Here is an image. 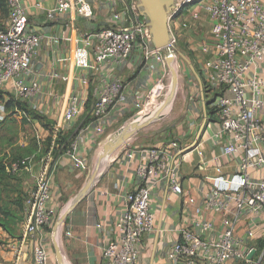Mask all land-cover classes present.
<instances>
[{
  "label": "built area",
  "instance_id": "1",
  "mask_svg": "<svg viewBox=\"0 0 264 264\" xmlns=\"http://www.w3.org/2000/svg\"><path fill=\"white\" fill-rule=\"evenodd\" d=\"M125 1L121 0L120 10L111 11L105 27L87 36L75 49L74 66L87 68L90 52L94 49L97 68L102 69L110 62L123 64L136 46L143 51L144 62L154 59L165 64V52L177 51L171 22H175L177 30L180 26L186 27L189 21L199 20L201 14L207 16L209 38L199 45V52L204 55L199 67L200 90L212 97L206 104L213 115L210 122L217 123L211 138L220 145L222 156L231 158L239 154V157L229 176L222 173L221 165H215L216 176L206 195L207 216H196L188 228L180 230L179 239L169 249L167 259L171 264L247 261V257L256 252L258 234L264 231V117L259 114L264 108V0H175L168 17L173 38L163 49L154 51H149L147 46L146 18L140 15L134 0L129 4ZM93 3L94 0H55L46 17L55 20L73 11L91 19ZM7 5V21L0 28V90L10 85L14 98L26 104L40 93V85L33 77V61L38 55L42 35L28 26L22 0H7ZM184 14L187 19L176 23ZM52 41L57 40L53 38ZM163 75L156 79L142 101H135L136 113L144 110L151 98L157 103L162 96ZM124 93L123 82L118 77L110 78L95 91L89 122L78 127L67 141L65 154L72 170L86 166L79 152L82 136L89 131L94 140L105 136L110 111L125 101ZM85 102L80 94H71L62 112V122H72ZM17 112L22 115L20 110ZM5 115L0 101V121ZM173 149H181L177 141L163 148L151 147L137 152L143 160L137 170L140 183L125 195V210L115 223L116 238L101 250L103 264H140L142 238L154 229V214L150 210L152 190L158 182L167 180L170 194L179 195L181 191L177 167L167 165ZM50 159L51 154L47 152L41 159L45 163L43 168L26 193L21 222L23 239L33 236L52 221L53 214L48 206L52 169L46 166ZM29 161L30 157L16 160L10 169L20 171ZM185 202L193 203L194 198L187 197ZM31 249L35 263L47 261L48 254L41 243L33 244ZM15 254L18 260L26 257L20 248Z\"/></svg>",
  "mask_w": 264,
  "mask_h": 264
},
{
  "label": "crops",
  "instance_id": "2",
  "mask_svg": "<svg viewBox=\"0 0 264 264\" xmlns=\"http://www.w3.org/2000/svg\"><path fill=\"white\" fill-rule=\"evenodd\" d=\"M125 3L129 4L130 0ZM22 4L28 26L42 35L38 55L33 61V77L40 85V93L32 96L26 104L29 110L48 120V127L39 122L37 130L41 140L51 137L48 151L51 161H47L46 166L52 169L51 199L48 206L53 217L50 225L27 239H23L21 224L12 234L0 227V264H39L32 257L31 248L36 243H41L47 251L48 259L43 264H59L52 245L53 225L57 215L68 206L89 179L92 172L89 171L90 165L94 161L95 165L108 136L136 114L133 106L135 101H142L156 79L168 68L166 63L162 64L154 59L149 63L144 62L143 51L138 46L123 64L110 62L102 69L97 68L94 49L89 55V66L85 69L75 68V49L82 44L83 39L107 25L111 11L121 9V0H94V15L91 19L71 11L55 20H48L46 12L55 5V0H22ZM6 21L7 17L0 23L1 27ZM53 38L57 41H52ZM195 59L199 70L201 56L197 54ZM112 77L122 80L125 101L110 111L104 137L94 140L90 131L82 136L79 152L86 166L74 171L65 152L53 149L56 137L69 136L70 139L78 127L89 122L95 91ZM73 93L80 94L86 102L72 122L64 123L62 112ZM7 95H15L10 85L0 90V96L4 100ZM198 95L199 101L197 95L189 97L195 107L183 106L179 112L185 110L184 117L175 125H166L164 132L150 131V127L156 122L152 123L127 139L105 163H101L93 187L61 224L60 249L65 264H103L101 250L116 238L115 223L125 210V195L140 183L137 170L143 165V160L137 152L151 147H165L170 138H165L164 133L173 125L175 134L172 141H177L181 149L171 150L167 165L174 164L177 167L181 177V191L179 195L170 194L167 180H161L152 190L150 210L154 214V229L143 236L138 257L140 264H171L167 253L179 239L180 230L188 228L196 216L206 217L208 214L206 195L210 182L216 176L215 165H221L222 173L229 176L234 172L239 157V154L231 158L222 156L220 145L211 138L217 129V123L210 122L213 121L212 115L206 109L211 96L204 95L201 90ZM175 98L176 92L174 101ZM259 114L264 117V108ZM14 116L20 117L21 114L14 112L10 118L14 119ZM198 117L201 118L198 120ZM129 154L132 156L128 157ZM43 156L44 154L40 158L38 169L34 165L28 168L34 181L45 164L41 161ZM190 196L194 198V202L186 204L185 200ZM19 248L26 253L25 259H16L15 250Z\"/></svg>",
  "mask_w": 264,
  "mask_h": 264
},
{
  "label": "rangeland",
  "instance_id": "3",
  "mask_svg": "<svg viewBox=\"0 0 264 264\" xmlns=\"http://www.w3.org/2000/svg\"><path fill=\"white\" fill-rule=\"evenodd\" d=\"M194 7L195 6H193V8ZM184 18L187 19L186 14H184L183 18L180 17V21H176V23L181 21L183 22ZM5 20L6 18L0 15V23ZM170 28L172 33L176 37V49L177 51L181 52L184 55V57L175 53L176 59L174 62V66L178 71V85L176 88V98L174 101L173 108L164 118L153 124L150 127V131L164 132V130L167 129L166 125L171 123L175 125L178 121H180L184 117L185 110L179 112L181 111L180 109L183 106H190L192 108L195 107V105L193 106V102L189 100L190 96L197 95V101H199L198 93L201 87L199 85L200 79L198 80L199 77L198 61H196L195 56L198 54L201 56V59L204 58V55H202L199 52V45L201 42L208 40L209 38V31H208L209 24H208L207 16L205 14H201L199 20L189 21L187 22L186 27L183 28L180 26L177 30H176L175 22L172 21ZM168 81H169V71L167 70L164 73L162 80L164 84V88H163L164 92H162V96L158 98L156 104H158L164 99L165 94L167 92ZM151 100H148V104H147L148 109H150L153 106ZM200 118L201 117H198V120ZM14 120L16 123L14 131L12 132L10 131V133L7 136L0 137V141H1L0 144L3 145L2 149L7 151L8 153L14 152L19 154V156L30 157V161H29L30 163L27 166L23 167L18 174V176L21 179L22 189L23 191H25V193H27V191L34 184L33 177L28 172V168L30 165H34V168L36 169L40 164L41 156L43 154L45 155L49 151V149H45L46 138H44V140H41L42 138L38 133L37 130V125L39 124L38 120H34L33 118L30 117V119L26 123H22L23 121L22 116L20 117L14 116ZM173 125H170L171 126L170 129L166 131L168 132V134H166V132L164 133L165 138L166 137L170 138L169 142L173 140V135L175 134L174 133L175 129L173 128ZM119 127H121V125ZM105 161L106 160H103L102 163H105ZM94 162H92V164L90 165V169H89L90 172L93 169ZM260 242L264 243V231H262L261 234H258L257 240L255 241L256 252L252 255L251 259L240 262L239 264H264V248H260L259 246Z\"/></svg>",
  "mask_w": 264,
  "mask_h": 264
},
{
  "label": "water",
  "instance_id": "4",
  "mask_svg": "<svg viewBox=\"0 0 264 264\" xmlns=\"http://www.w3.org/2000/svg\"><path fill=\"white\" fill-rule=\"evenodd\" d=\"M135 7L140 15L147 20V28L149 40L147 42L148 50L154 51L163 49L173 38L168 27V17L171 13L175 0H134ZM180 56L184 55L176 51ZM176 54L165 52V63L169 71V81L167 84V92L164 99L146 114L136 113L129 118L121 127L112 132L105 143L101 147V153L95 163L89 179L85 185L79 190L74 199L68 206L62 210L56 217L52 232V245L56 260L59 264H65L60 249V232L61 224L68 213L82 200L93 187L95 180L99 174L101 163L114 154L127 139L132 137L138 131L148 127L164 118L172 108L177 88L178 73L174 66ZM199 80V78H198ZM251 255L247 258L250 259Z\"/></svg>",
  "mask_w": 264,
  "mask_h": 264
},
{
  "label": "trees",
  "instance_id": "5",
  "mask_svg": "<svg viewBox=\"0 0 264 264\" xmlns=\"http://www.w3.org/2000/svg\"><path fill=\"white\" fill-rule=\"evenodd\" d=\"M0 15L4 18L8 16L7 0H0ZM0 101L3 102L6 111L4 119L0 121V137L7 136L10 131H14L16 123L10 117L18 110L22 112V123H26L31 117L38 120L45 127H48V120L44 116L29 110L25 103L14 98L12 95H7V99L5 100L0 96ZM206 109L212 115L211 110L207 106ZM68 137L57 136L53 149L56 150L57 148L61 152H65L68 147ZM50 141L51 137H47L45 149H49ZM2 147L3 145L0 144V227L9 234H12L22 222L23 203L26 193L22 189L21 179L18 176L20 171L12 172L10 165L12 162L24 157L14 152L8 153ZM259 246L260 248H264V243L260 242Z\"/></svg>",
  "mask_w": 264,
  "mask_h": 264
},
{
  "label": "bare ground",
  "instance_id": "6",
  "mask_svg": "<svg viewBox=\"0 0 264 264\" xmlns=\"http://www.w3.org/2000/svg\"><path fill=\"white\" fill-rule=\"evenodd\" d=\"M157 90H159V89H157ZM157 92H158V91H156L155 93H157ZM153 97H154V95H153ZM150 100H151V99H150ZM154 100H155V99H153V98H152V100H151L153 106L148 110V107H147V105H146L145 108H144V110H142V111L140 112V114H146V113H148L149 111H151L153 108H155L156 105H158V104L155 103V105H154V102H155ZM151 101H150V102H151ZM99 155H100V154H99ZM99 155H98V157H99ZM97 159H98V158H97ZM96 162H97V161H96Z\"/></svg>",
  "mask_w": 264,
  "mask_h": 264
}]
</instances>
